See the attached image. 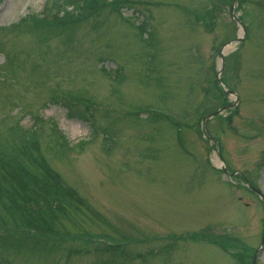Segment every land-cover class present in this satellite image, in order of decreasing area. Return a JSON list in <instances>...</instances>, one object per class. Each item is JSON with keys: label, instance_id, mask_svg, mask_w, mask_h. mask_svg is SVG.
<instances>
[{"label": "rangeland", "instance_id": "374dc122", "mask_svg": "<svg viewBox=\"0 0 264 264\" xmlns=\"http://www.w3.org/2000/svg\"><path fill=\"white\" fill-rule=\"evenodd\" d=\"M230 4L103 0L31 30L26 15L54 13L49 0H0V172L18 175L6 160L23 154L40 174L20 141L35 118L61 181L39 194L0 178V206L22 217L0 212V233L47 242L0 247V264H264V0L233 2L244 33ZM237 36L220 79L238 101L207 119V141L201 118L233 101L212 89L219 46ZM218 152L225 173L207 162Z\"/></svg>", "mask_w": 264, "mask_h": 264}, {"label": "trees", "instance_id": "16d2710c", "mask_svg": "<svg viewBox=\"0 0 264 264\" xmlns=\"http://www.w3.org/2000/svg\"><path fill=\"white\" fill-rule=\"evenodd\" d=\"M103 0H49V8L52 9L54 8V13H50L49 16L47 15L44 18H41V14L40 16L38 14H27L26 15V19H27V24H28V29L31 30H37V29H47V28H52L57 26L58 28H61L62 25H66L67 20H63L64 17H73L75 16L74 20H77L78 18L76 17V15L81 16L84 11L90 10L88 7L92 5V8L94 7L93 4H97L100 3ZM74 5V6H72ZM71 6L70 9H68V13H65L67 10V7ZM65 11V12H64ZM45 13V11L43 12V14ZM58 13H63L62 15H57ZM70 14V15H68ZM68 15V16H65ZM71 21V20H69ZM68 21V23H70ZM26 22H24L26 24ZM29 22V23H28ZM30 130V131H29ZM29 130H22V136L20 138V141L22 142V137L24 138L23 142L25 143L24 146L25 147H29L31 149H33L36 153V157L38 158L37 161H33L35 163V167L37 169V171L42 174H38V173H34V172H30L27 169V165H28V160L22 155H20L21 157L19 159H7L6 161H10L12 164H16L18 165V171L19 174L16 175V171L13 170L12 171V175L10 174H6L4 171L3 173L0 172V178L4 177L8 180V183L13 185L14 183L17 184L18 180L23 182H26V180L30 183V186H39V194L40 193H51L52 192V186L55 185H59L61 183V181L59 180V178L57 177V174L50 169L46 162L44 161L43 155L40 153V151L38 150V138L37 135L39 134L38 129H29ZM38 133V134H37ZM30 142H32V144L30 145ZM11 146L14 148H17L16 142H12ZM3 160V159H2ZM46 166V167H44ZM42 170V171H40ZM43 175H46L48 177L45 178V180L43 179ZM43 176V177H42ZM42 180V183H40ZM59 183V184H58ZM0 186L4 187L3 190L2 188H0V194H3L5 192H7V187L5 186V183L2 182L0 180ZM60 189V191L62 193L63 190L61 187H58ZM55 192V191H54ZM56 202V201H55ZM1 203V202H0ZM6 205H2L0 206V212L2 213V211H4L3 213H5L8 217V219H14V221L16 220V218H22L19 216L18 212L15 210H11L9 211V214L5 208ZM10 207V206H9ZM24 212V211H22ZM29 219H32L33 216L28 213L27 217ZM13 221V222H14ZM17 221V220H16ZM42 221V220H41ZM7 245H12L15 247H22V248H29V249H35V248H41L44 246H47V242L41 239H37V238H33V237H29V236H25L24 233H19V234H10L8 232L6 233H0V247H6ZM106 247H117L116 245L113 246H106Z\"/></svg>", "mask_w": 264, "mask_h": 264}, {"label": "water", "instance_id": "95a60500", "mask_svg": "<svg viewBox=\"0 0 264 264\" xmlns=\"http://www.w3.org/2000/svg\"><path fill=\"white\" fill-rule=\"evenodd\" d=\"M234 20L237 21L236 18H234ZM217 112H218V111H216V112H214V113H217Z\"/></svg>", "mask_w": 264, "mask_h": 264}, {"label": "bare ground", "instance_id": "6f19581e", "mask_svg": "<svg viewBox=\"0 0 264 264\" xmlns=\"http://www.w3.org/2000/svg\"><path fill=\"white\" fill-rule=\"evenodd\" d=\"M228 48V47H227Z\"/></svg>", "mask_w": 264, "mask_h": 264}]
</instances>
